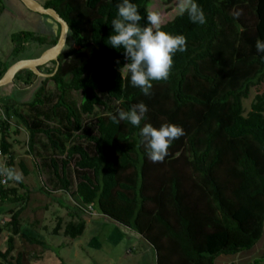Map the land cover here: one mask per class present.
Masks as SVG:
<instances>
[{
  "label": "trees",
  "instance_id": "1",
  "mask_svg": "<svg viewBox=\"0 0 264 264\" xmlns=\"http://www.w3.org/2000/svg\"><path fill=\"white\" fill-rule=\"evenodd\" d=\"M119 2L43 3L67 22L65 46L55 71V61L38 67L53 73L50 77H38L29 69L15 74L25 85L34 81L39 85L26 102L0 95L6 117L13 115L24 126L30 153L40 144L45 153L37 150L42 158L38 167L55 189L72 193L80 206L89 205L142 236L155 252V264H213L220 254L250 249L261 237L264 222V91L253 95L247 111L243 100L264 80V53L255 48L257 39L264 40V0H195L206 23H193L186 12L164 22L165 31L186 37L187 50L175 53L169 78L153 81L150 96L131 85L122 66L127 62L123 48L107 44ZM131 2L142 16L149 12L150 0ZM57 25L58 32L50 39L32 31L11 34L13 48L0 61V77L33 45H54ZM47 82L53 83L51 91ZM72 90L80 92L78 105L66 100ZM141 99H167L172 105L170 113L164 107V118L186 133L184 152L177 154L180 147L174 140L163 162L153 163L140 128L128 121L114 124L109 118ZM96 108L104 113L92 123L94 131H83V116L93 115ZM145 123L146 115L140 127ZM159 123L151 125L159 128ZM8 129L9 124L2 123L0 149L9 157L0 173L23 187L22 179H15ZM18 166L23 175L29 173L23 162ZM22 199L16 187L0 185V206ZM149 201L151 209L146 206ZM74 207L71 215L77 219L62 228L70 238L85 229V213ZM8 212L9 233L0 264H12L8 258L16 235L46 245L21 231V208ZM60 227L58 220L53 233ZM263 262L264 255L253 259L254 264Z\"/></svg>",
  "mask_w": 264,
  "mask_h": 264
},
{
  "label": "rangeland",
  "instance_id": "2",
  "mask_svg": "<svg viewBox=\"0 0 264 264\" xmlns=\"http://www.w3.org/2000/svg\"><path fill=\"white\" fill-rule=\"evenodd\" d=\"M43 1V0H39ZM179 0H150L148 4V11H157L161 15L162 24L171 19L179 12ZM44 18V17H43ZM46 20H49L48 17ZM23 23L18 21L13 23L14 29L23 27ZM0 44L5 38V29L3 24L0 25ZM41 31V30H40ZM42 32V31H41ZM8 42V41H7ZM40 46L33 45L27 51L23 52L20 57H31L38 55L41 51ZM2 55L6 57L7 52L4 49ZM1 59L0 61H2ZM39 85V83H36ZM47 89H53V83L47 82ZM28 89L14 90L12 93L16 95L17 102L22 99L26 101L33 97V93H28ZM264 91V80L259 85L252 88L251 93L247 99L243 100V106L247 111L249 109L250 101L257 92ZM81 99L79 91H68L66 100L78 105ZM162 100H140L137 103L143 102L147 106L146 117L150 124L155 126V123L160 121L159 125L166 123L163 109L167 106L168 113L172 105L167 99ZM24 101V100H23ZM22 107V106H20ZM25 111V107H23ZM165 110V109H164ZM104 113L102 108H96L93 115L83 116V131H94V122L97 115ZM8 141L11 144L10 153L14 158L15 172L21 176L23 187H20L16 181L7 180L5 187H16L18 193L22 194L24 199L18 201H6L0 206V218L4 223L0 222L3 230L0 233V250H5L7 246V237L9 233V222L11 213L9 209L16 210L21 208L19 214L21 231L33 235L44 241L45 247L38 244H31L27 242L20 235L14 237V249L10 253L12 258H8L12 264H155V252L151 245L140 235L132 229L108 218L99 213L97 209L89 205H79V201L72 195V193L63 192L55 189L49 183L47 174L38 166L41 164V155L37 150L44 154V150L39 143L33 152H29L27 148V133L24 126L17 122V118L12 115L9 116ZM176 139L178 146L177 154L184 152V137ZM9 155H0V166L4 167ZM23 162L27 167L29 173L23 175L18 162ZM72 175L73 185L71 191L74 189L75 180ZM63 203V205L61 204ZM67 204L70 208L64 207ZM74 206H79L84 211L85 229L83 233L77 238H70L63 236L62 228L64 224L70 219H77L71 215ZM147 209H151L152 202H147ZM60 220L61 227L57 234L53 233V228ZM132 250V252H130ZM19 259V263L17 260ZM1 261V260H0ZM3 264H8L3 262Z\"/></svg>",
  "mask_w": 264,
  "mask_h": 264
},
{
  "label": "clouds",
  "instance_id": "3",
  "mask_svg": "<svg viewBox=\"0 0 264 264\" xmlns=\"http://www.w3.org/2000/svg\"><path fill=\"white\" fill-rule=\"evenodd\" d=\"M116 7L117 14L111 21L112 33L107 38V44L115 49L123 48L127 62L122 66L130 74L131 85L139 88L144 96H150L153 81L169 78L175 53L187 50L186 37L165 31L157 11L142 16L131 0H120ZM178 7L180 14L186 12L193 23H206L205 13L195 0H179ZM255 48L258 53H264V40L257 39ZM147 110L146 104L140 102L128 110L117 109L116 114H109V118L114 124L128 121L139 127L148 159L153 163L163 162L171 143L183 136L184 130L172 123H163L159 128L150 123L140 127ZM15 179L19 180L21 176L17 174Z\"/></svg>",
  "mask_w": 264,
  "mask_h": 264
},
{
  "label": "crops",
  "instance_id": "4",
  "mask_svg": "<svg viewBox=\"0 0 264 264\" xmlns=\"http://www.w3.org/2000/svg\"><path fill=\"white\" fill-rule=\"evenodd\" d=\"M1 1L3 3V9L0 12V25L1 23L3 24V28L5 29L6 32L4 41H2L3 44L6 43V46L0 44V60L3 59L2 61H4L9 57L13 48V44L11 41V34L15 32L32 31L45 36L47 39L54 38L56 36L58 32V25L54 21H52L49 17H48L49 20H46L47 16L29 10L24 6V4L20 0H1ZM37 1L43 4L46 0L43 1L37 0ZM18 21L22 22L24 25L23 27L17 30L13 28V23L15 22L17 23ZM37 46H40L39 50L41 49L38 55L31 57H21V58L22 59L36 58L44 50L51 47L45 45H37ZM4 49L7 52L6 57H3L4 55H2ZM50 62L43 64V66L44 67L50 66ZM41 78H45V77H41ZM37 82L39 83V81H34L31 84L25 85L21 81H17L14 76L13 80L10 83L0 87V95L10 96L16 101L18 99L16 95H13L12 93L15 89L16 90L28 89L27 92L32 94L38 87V85L36 84ZM26 98L22 99L21 102H26ZM10 117H12V115ZM130 252H132V250H130ZM262 255H264V222H263V232L261 237L250 249L240 251L235 254H220L214 259L213 264H254L253 259L258 258ZM261 264H264V262Z\"/></svg>",
  "mask_w": 264,
  "mask_h": 264
},
{
  "label": "water",
  "instance_id": "5",
  "mask_svg": "<svg viewBox=\"0 0 264 264\" xmlns=\"http://www.w3.org/2000/svg\"><path fill=\"white\" fill-rule=\"evenodd\" d=\"M26 8L31 11L37 12L39 14L48 16L52 21L59 24V35L57 41L54 45L44 50L36 58L19 59L7 67L5 72L0 77V87L10 83L15 74L21 69H29L36 76L39 77H50L53 73L47 74L41 72L38 67L50 62L55 61L54 71L57 69L59 61L58 56L65 46L68 33L67 22L57 13V11L52 7H45L42 3L37 0H20Z\"/></svg>",
  "mask_w": 264,
  "mask_h": 264
},
{
  "label": "built area",
  "instance_id": "6",
  "mask_svg": "<svg viewBox=\"0 0 264 264\" xmlns=\"http://www.w3.org/2000/svg\"><path fill=\"white\" fill-rule=\"evenodd\" d=\"M5 122L10 123L8 118L6 117L3 105L0 101V131H1L2 123H5ZM0 155H2L1 149H0ZM5 182H6V175L5 173L1 172L0 173V185L4 186ZM0 222L4 223V220L0 218Z\"/></svg>",
  "mask_w": 264,
  "mask_h": 264
}]
</instances>
